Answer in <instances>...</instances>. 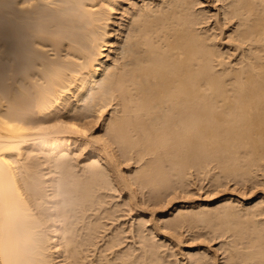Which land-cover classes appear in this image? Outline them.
Listing matches in <instances>:
<instances>
[{
  "label": "bare ground",
  "instance_id": "6f19581e",
  "mask_svg": "<svg viewBox=\"0 0 264 264\" xmlns=\"http://www.w3.org/2000/svg\"><path fill=\"white\" fill-rule=\"evenodd\" d=\"M117 1L0 0V264H172L167 258L175 256V264H216L215 252L191 249L183 262L158 242L175 240L194 217L185 207L165 218L168 231L151 222L147 232L149 220L131 223L129 244L121 223L107 232L122 205L112 207L108 191L125 190L123 208L140 217L146 202L154 213L165 194L183 191L189 175L209 174L216 187L228 178L256 181L264 162V0H217L212 16L209 6L197 11V0H157L138 17L127 4L112 42L113 12L104 4L116 8ZM210 19L212 32L205 31ZM98 118L101 133L75 137L74 124L91 133ZM36 138L47 144V185L23 153ZM123 159L140 165L131 170L125 161L122 171ZM262 201L246 202L245 216L227 197L209 212L215 223L206 222L207 231L223 238L229 264H264Z\"/></svg>",
  "mask_w": 264,
  "mask_h": 264
},
{
  "label": "rangeland",
  "instance_id": "374dc122",
  "mask_svg": "<svg viewBox=\"0 0 264 264\" xmlns=\"http://www.w3.org/2000/svg\"><path fill=\"white\" fill-rule=\"evenodd\" d=\"M127 1V2H126ZM124 2V3H123ZM119 3V4H118ZM120 3H122V4H120ZM209 3H211V2H209ZM208 3V4H209ZM119 6H118V5ZM117 6H116V8L118 7V11L116 10L115 11V14H114V12H113V16L111 15V19H113V21H111L112 23H110V26L108 27V29H109V32H110V38H111V40H112V42L113 41H115V38L117 37V35L116 34H118V31H119V27H117V26H119V24H120V22H122V14L123 15H125L124 14V11L122 12L121 10H123L124 8L125 9H127L128 8V6H129V2H128V0H119V1H117ZM126 4V5H125ZM127 4H128V6H127ZM207 4V6H209L210 8H208V9H210V11L209 12H215L216 10H215V2H213V4H210V5H208ZM126 6H127V8H126ZM198 6H200V5H198ZM214 7V8H213ZM115 8V9H116ZM212 8V9H211ZM124 9V10H125ZM217 9V8H216ZM215 10V11H214ZM120 12H122V13H120ZM208 12V13H209ZM117 13V14H116ZM120 15V17H119V15ZM214 14V13H213ZM116 16H118L117 18H116ZM113 17V18H112ZM212 20V19H211ZM116 21V23L114 24L113 22H115ZM119 23H118V22ZM115 25V26H114ZM115 27V28H114ZM117 28V29H116ZM117 30V31H116ZM113 31V32H112ZM114 31H115V33H114ZM111 32H112V34H111ZM115 34V35H114ZM112 36V37H111ZM114 38V39H113ZM108 51V50H107ZM107 51H105L104 53H106ZM103 118L101 117V120H102ZM98 120H100V118H98ZM97 121L96 123H98L97 125L98 126H95V127H93V128H95V129H93V128H91L89 131L91 132V133H89L90 135H92V136H96V134H99V132L101 133V129H100V127L102 126L101 124H102V121ZM95 123V124H96ZM101 125V126H100ZM97 127V128H96ZM99 129V130H98ZM94 131V132H92V131ZM37 139V141H38V143L36 142V140H31V141H29V143L30 144H26V147L24 148V150L23 151H25V152H23L24 153V156L27 158V156H29V153H30V156L27 158L28 159V162H29V164H37L35 167H34V170L36 171V172H40V170H41V168H43L42 170L43 171H41V173H39L38 172V174L35 172V175L36 176H40L41 174H42V172H43V176H52L51 175V172H50V168H48L47 167V165H48V163H47V161H46V157L44 156V153H45V155H47V144L45 143V145H44V142H42L41 140V138H39V140H38V138H36ZM41 139V140H40ZM35 141V142H34ZM39 141H41V142H39ZM32 143H34V144H32ZM42 145H41V144ZM38 147H37V146ZM31 146V147H30ZM32 146H35V147H33V149H34V151L33 150H31L30 151V149H32ZM40 146V147H39ZM44 146V147H43ZM46 146V147H45ZM29 148V149H28ZM41 150H40V149ZM42 148L44 149L43 150V152H42ZM73 149H74V147H73ZM75 150V149H74ZM74 150H73V152H74ZM29 151V152H28ZM35 151H39L38 152V154H39V156H38V154H37V152H35ZM46 151V152H45ZM28 152V153H27ZM33 152H35L36 154H35V156L37 157V159L39 160H37L36 159V157L34 156V157H32V154H34ZM40 152H41V154H40ZM27 155V156H26ZM42 155H43V157H42ZM32 157V158H31ZM31 158V159H30ZM43 158V160H41ZM45 158V159H44ZM82 158V157H81ZM80 157L78 158V159H81ZM30 159V160H29ZM31 160H33L32 161V163H30L31 162ZM35 161H38L37 163L35 162ZM40 161H42L41 162V165H43V166H46V168L45 167H43V166H40L39 167V165H40ZM126 161V163L127 164H125L124 162ZM127 161H129L130 163H132L133 161L132 160H126V159H123L122 160V162H121V164H120V168H122L121 170L122 171H127L128 169H130V167H132L131 168V170H133V169H135V167L137 166V164L138 165H140V163H132V164H130L129 162H127ZM43 163V164H42ZM126 165V167L128 168V169H126L125 168V165ZM263 163V164H262ZM33 164V165H34ZM47 164V165H46ZM128 164H129V166H128ZM134 165H135V167H134ZM261 167H258V169L253 173V175H254V177H253V180H254V178L256 179V181L254 180V181H252V180H250V182L251 183H249V181H244V182H240V184H239V182H238V185H237V183L236 182H232V181H234V180H232V179H230V178H228V182H227V179H222L221 180V182H220V187L222 188L221 190H220V187L219 186H217L216 187V184L215 183H213V181H211L210 179L208 180V178H209V174H208V177H207V175H205V176H203L202 175V177H200V175H199V178H203L202 180L201 179H199L198 178V176H197V178L195 177V175L193 176V179L191 178L192 177V175L190 176H188L187 177V181H189V182H184V187H185V189H183V191H182V189H179V188H177L176 189V191H177V194H176V192H175V195H172V194H174L173 192L171 193V194H165V196H164V198H163V202H162V206H161V204L158 206V205H156L155 206V208H156V210H154V208H153V211H154V213H149L152 209H151V207H154L153 205H151L150 203H145L144 205L145 206H143V203H142V209H144V207H145V209H146V207H147V205H148V207H147V211H146V213L143 211L142 213L143 214H141L140 215V217L137 215V213H135L134 212V210H132L131 212H128V211H126V210H128L129 209V207H128V205L126 204L125 205V203H126V199H125V197H126V194H125V190L124 191H122L120 194L118 193V192H116V191H114V190H111V191H108L110 194H111V197L110 196H107L105 199H106V201H108L109 199L111 200V201H113L112 199H114V201L111 203V201H110V203H109V201H108V203L112 206V207H114V205H115V203L116 204H119V203H122V205H119V207H117V209H118V211H119V213L117 212L115 215H116V217H118L116 220H117V222H111V221H109V222H111V223H108V227H110L109 229H108V231L107 232H110V231H112V230H115V227H117V226H119V225H121V226H119L120 228H123V229H125V231H126V233H123L122 235L124 236V234H125V236H128L127 237V239L124 241V243L126 244V241H127V243H128V241H129V238H130V232H129V228L131 227L130 225H131V223H132V225H134L133 227H135V223L137 222V224H138V222H139V220L141 221V219H142V221H147V219H149V217H151V218H153L154 220H152L151 221V219L148 221V222H146L147 224H146V226H145V229H146V231L148 232L149 231V229L151 228V225H149L151 222L152 223H156V225H158L159 226V230L160 231H168V229H165V228H163V225L162 224H164V222L166 221L165 220V218L166 219H168V218H171V215L173 216V215H177V213H178V210L179 211H187V210H189V211H187L188 213H189V215L190 216H194V217H192V219L191 220H189V221H186V222H188L187 224H186V222H184L183 224H181V225H186V226H180V227H178L177 229L178 230H176L177 231V233H176V235H177V239L178 240H180V241H182L181 243H178V241H177V243L176 244H174L175 243V240H177L176 238H175V236H173V237H171V235L169 236V237H171V238H174L175 240H173V241H168L165 237H162V238H159L160 236H158L157 238H159L158 239V242H160L161 241V239H164V240H162V242H165L166 241V243H164V244H166V247L168 248L167 249V253H170V252H176V253H178V254H176V255H179V256H177V258L178 257H180L181 258V256H182V258L180 259V258H178V260H181V261H183V262H185L186 261V257H187V254H189V252H192V250L194 249V250H201V251H203V249L206 251V252H208L210 255H214L215 253H216V255H217V257H215V259L217 260L216 261V264H229L230 262L229 261H224V257L226 256L225 254H227V251L226 252H224L223 251V249H220V246H222V242H221V239L223 240V238H217V239H211L212 238V235H211V237H210V234H209V232L207 231V228L209 227L208 226V224L210 223V224H214L215 223V220H213L214 218H213V216L214 215H212V214H214V212H216V207H218V205H220V204H222V203H216V204H214V202L212 201V199H213V197L212 196H215L216 197V202L217 201H220V200H223V198L225 199L226 197H227V199L230 201H232V202H234V206H235V209L237 208L236 206H238V208H237V211L236 212H238L241 216H245L246 214H247V212H244L245 210H247L246 208L247 207H249V205L250 204H253L254 202H256V201H262V203L260 202V206H261V208H262V215L261 216H258V218L257 219H260L261 217H264V195H263V193H264V180L263 179H261V178H263L264 177V162H261V165H260ZM37 168V169H36ZM40 168V169H39ZM77 169H78V167H76ZM259 168H260V170H259ZM48 170V171H47ZM262 170H263V173H262ZM46 171V172H45ZM261 172V173H259V172ZM45 172V173H44ZM49 173V175H47ZM259 173V174H258ZM45 174V175H44ZM54 175H56V174H54ZM255 175H259V176H255ZM262 175H263V177H262ZM43 176L42 177H40V179H45V177L43 178ZM47 177V178H48ZM196 178V179H195ZM259 178V179H258ZM192 179V180H191ZM258 179V180H257ZM48 180V181H47ZM198 180H199V182H198ZM231 180V181H230ZM261 180V182H259ZM44 181H46L45 182V184L47 185L48 184V182L49 181H51V177H49V179H45ZM192 181H195V182H192ZM209 181V182H208ZM222 181H224V182H222ZM198 182V183H197ZM203 182V183H202ZM208 182V183H207ZM213 183V184H211V183ZM225 182H226V184H225ZM246 182V184L244 185V183ZM254 182H256L257 184H259L260 183V185L258 186L256 183H255V185L253 184ZM259 182V183H258ZM263 182V183H262ZM188 183V184H187ZM190 183V184H189ZM194 183V184H193ZM223 183V184H222ZM236 183V185H234ZM261 183H262V185H261ZM221 184H222V186H221ZM227 185V186H225V185ZM242 184H243V186H242ZM44 185V184H43ZM46 185H44V186H46ZM213 185V186H212ZM251 185V187H249V186ZM257 185V186H256ZM209 186V187H208ZM243 188H242V187ZM246 186V187H245ZM254 186V187H253ZM256 186V187H255ZM263 186V187H262ZM234 187V188H233ZM238 187V188H237ZM241 187V188H240ZM192 188V189H191ZM215 188H217V190L215 189ZM219 188V189H218ZM251 188V189H250ZM252 188H253V190H252ZM47 189V188H46ZM210 189H211V192H210ZM226 189V190H225ZM232 189V190H231ZM248 189V190H247ZM179 190H180V192H179ZM209 190V191H208ZM214 190V191H213ZM226 191V192H224L223 191V193L221 192V193H219L220 191ZM252 190V192H250ZM114 191V196H115V198H116V195H117V198L119 197V195H120V197L118 198V199H115L114 198V196H112L113 195V192ZM136 191L138 192V196L140 195V193H139V190H137L136 189ZM144 193H145V195L147 194V192H146V190L144 189ZM231 191H234V192H231ZM50 191H48V193H49ZM179 192V193H178ZM181 192H182V194H181ZM183 192H184V194H183ZM229 192H231V194L229 193ZM108 193V194H109ZM167 193H169V192H167ZM217 193H218V195H219V197L217 196ZM234 193V194H233ZM236 193V194H235ZM237 193H239V195H237ZM253 193H256L255 195H253L252 196V194ZM119 194V195H118ZM181 194V195H180ZM124 195V196H123ZM164 195V194H163ZM166 195H167V198H169L171 195L173 196H171L169 199H166V200H168V201H166L165 200V198H166ZM170 195V196H169ZM176 195H179V196H181V197H176ZM198 195V196H197ZM212 195V196H211ZM230 195V196H229ZM231 195H233L232 196V199H231ZM235 195H237V196H235ZM244 195V196H243ZM262 195H263V197H262ZM50 196H51V194H50ZM182 196H184V197H182ZM190 196H192L193 197V199H194V201H191L190 199L192 198V197H190ZM239 196V198H237ZM241 196V197H240ZM250 196V197H249ZM190 197V198H189ZM197 197V198H196ZM208 199H207V198ZM209 197H211V198H209ZM247 197V198H246ZM52 198L53 197H51L50 198V200H51V202H48L47 204H45L44 206L45 207H48V204H50L49 206H52V204H53V200H54V198H53V200H52ZM176 198V199H175ZM189 198V199H188ZM200 198V199H199ZM205 198V199H204ZM220 198V199H219ZM255 198V199H254ZM173 199H175L174 201H173ZM178 199V200H177ZM187 199H188V201H187ZM210 199H211V201H210ZM237 199V200H236ZM254 199V200H253ZM46 200H48V201H50L48 198L46 199ZM121 200V201H120ZM177 200V201H176ZM190 200V201H189ZM204 200V201H203ZM238 200H241V201H239V203H240V205H239V203H238ZM115 201H117V202H119V203H117V202H115ZM165 201H166V203L167 202H169V204L167 203V204H165ZM172 201V202H171ZM182 203V205H181V203ZM187 201V202H186ZM207 201V202H206ZM209 201V202H208ZM170 202H171V205H170ZM175 202V203H174ZM177 202V203H176ZM206 202V203H205ZM223 202V201H222ZM249 204V205H247V203ZM107 203V204H108ZM114 203V204H113ZM164 203V204H163ZM187 203V204H186ZM193 203H194V205L195 204H197L196 206H194L193 205ZM206 205H205V204ZM212 203V204H211ZM238 203V204H237ZM242 203V204H241ZM109 204L107 205L108 207H109ZM147 204V205H146ZM179 204V205H178ZM201 204V205H200ZM168 205H170V206H168ZM185 205V206H184ZM203 205H204V207H203ZM215 205V206H214ZM246 207H245V206ZM263 205V206H262ZM125 206V208H127L126 210H125V208H123ZM150 206V207H149ZM160 206H161V208H160ZM166 206V207H165ZM188 206V207H187ZM190 206V207H189ZM207 206H208V208H207ZM241 208H240V207ZM168 207V208H167ZM172 207V208H171ZM177 207V208H176ZM187 209V210H184L185 208ZM194 209H193V208ZM198 207V208H197ZM212 207V208H211ZM53 207H50V209H48V211L49 210H51ZM149 208V209H148ZM163 208V209H162ZM179 208H181V209H179ZM204 209V208H207V209H205V210H208V216H207V214H204V211H199L200 209ZM159 209H161L160 211H159ZM164 209H167L166 211H163ZM215 209V210H214ZM243 209H245V210H243ZM150 210V211H149ZM196 210H198V211H196ZM211 210H214V212H212ZM149 211V212H148ZM170 211V212H169ZM193 211H195V213H196V216H195V213H193ZM211 211V213H209ZM121 212V213H120ZM158 212V213H157ZM169 212V213H168ZM172 212V213H171ZM177 212V213H176ZM191 212H192V215H191ZM200 212V213H199ZM52 213H53V211H52ZM124 213H126V214H124ZM135 213V214H134ZM145 213V214H144ZM174 213V214H173ZM176 213V214H175ZM202 213L204 214L203 216H202ZM119 214V215H118ZM121 214V215H120ZM125 216H124V215ZM128 214V215H127ZM129 214L131 215V216H129ZM148 214H153V215H148ZM200 214V215H199ZM142 215H144V216H142ZM188 215V216H189ZM54 216V215H53ZM52 216V219H54V217ZM130 218H129V217ZM137 216H138V218H137ZM147 216H149V217H147ZM165 216V217H164ZM168 216V217H167ZM207 216V218H205ZM211 216V217H210ZM121 217H122V219H121ZM126 219H125V218ZM163 217V218H162ZM196 217V218H195ZM203 217V218H202ZM130 220H129V219ZM133 220H132V219ZM140 218V219H139ZM198 218V219H197ZM201 218V219H200ZM121 219V220H120ZM137 219V220H136ZM144 219V220H143ZM161 219V220H160ZM195 219V220H194ZM197 219V220H196ZM115 220V221H116ZM158 220V221H157ZM159 220H160V222H159ZM200 220V221H199ZM213 220V221H212ZM261 221H262V218L260 219ZM118 221H120V222H118ZM127 221V222H126ZM130 221V222H129ZM164 221V222H163ZM127 224H126V223ZM133 222H135V223H133ZM163 222V223H162ZM194 222V223H193ZM206 222H208V224L206 223ZM52 223H53V221H51V225H52ZM121 223V224H120ZM149 223V224H148ZM151 223V224H152ZM160 223V224H159ZM54 224V223H53ZM128 225V226H126V225ZM207 224V225H206ZM117 225V226H116ZM125 225V226H124ZM161 225V226H160ZM206 225V226H205ZM137 226V225H136ZM192 226V227H191ZM52 227V226H51ZM132 227V228H133ZM162 227V228H161ZM186 228V230H185V228ZM196 227V228H195ZM204 227V228H203ZM165 229V230H164ZM179 229H182V230H180L179 231ZM192 229V230H191ZM195 230V231H194ZM198 230H200V231H198ZM205 230H206V232H205ZM209 230V229H208ZM182 231V233H180ZM184 231V232H183ZM129 232V233H128ZM171 232V231H170ZM186 232V233H185ZM190 232V233H189ZM193 234H192V233ZM199 232V234H202V232L204 233V234H202V235H199V234H197L196 235V233H198ZM172 234H175V233H173V231L171 232ZM178 233H179V235L180 234H182L181 236L182 237H179L178 236ZM49 234V233H48ZM51 234V233H50ZM129 234V235H128ZM207 234L209 235L208 236V238H210V239H208L207 237H205V236H207ZM187 235V236H186ZM196 236V237H194V236ZM198 235H199V239H198ZM205 235V236H204ZM187 237V238H186ZM191 237H193V239H191ZM206 239H205V238ZM186 238V239H185ZM202 238H203V240L205 241V243L203 244V242L204 241H202ZM131 239V238H130ZM190 239V240H189ZM218 239H220L219 241H218ZM184 240H185V243L188 245V246H186L185 245V243H184ZM167 241H168V243H167ZM194 241H195V243H194ZM199 241V242H198ZM217 241V242H216ZM161 242V243H162ZM172 242V243H171ZM187 242H189V244H190V246H189V244L187 243ZM197 242V243H196ZM202 243V245H197V244H201ZM220 244H219V243ZM124 243H122L123 244V246H124ZM171 243V244H170ZM194 243V244H193ZM207 243V244H206ZM209 243V244H208ZM53 244V242L51 243V245ZM129 244V243H128ZM167 244H169V246L167 245ZM173 244V245H172ZM179 244H181V245H178ZM174 245H176V246H174ZM182 245H184V246H182ZM209 247H208V246ZM172 246V247H171ZM174 246V247H173ZM200 246V247H199ZM210 246H211V249H210ZM170 247V248H169ZM176 247V248H175ZM178 247V248H177ZM195 247H196V249H195ZM204 247V248H203ZM214 247V248H213ZM172 248H173V250H172ZM177 249V251L175 250V249ZM216 248V249H215ZM178 249H179V251L180 252H178ZM182 249V250H181ZM192 249V250H191ZM207 249H208V251H207ZM214 249V250H213ZM219 251H218V250ZM188 250H189V252H188ZM193 250V251H194ZM213 250V251H212ZM222 251V252H221ZM182 252V253H181ZM211 252V253H210ZM215 252V253H214ZM185 253H186V255H185ZM219 253H221V254H219ZM181 254V255H180ZM223 254V255H222ZM183 255H185V256H183ZM215 255V256H216ZM222 256H224V257H222ZM176 257V256H175ZM175 257L173 258V257H168L167 259H169L170 261H172V264H175V263H173L174 262V260H175ZM185 259H184V258ZM219 258V259H218ZM223 258V259H222ZM220 260V261H219ZM224 261V262H223ZM221 262V263H220Z\"/></svg>",
  "mask_w": 264,
  "mask_h": 264
},
{
  "label": "snow or ice",
  "instance_id": "6c2138e0",
  "mask_svg": "<svg viewBox=\"0 0 264 264\" xmlns=\"http://www.w3.org/2000/svg\"><path fill=\"white\" fill-rule=\"evenodd\" d=\"M128 2L130 4H135L138 7V10H139L138 14H135L134 13V15L136 17H138L140 15V13L142 11H144V6L146 4H154V3H157V0H128ZM197 3L200 5V7L197 9L198 12L203 11L207 7L206 0H197ZM215 6L216 7H220L221 6V5L218 4L217 0H215ZM104 7L105 8H110V10L112 12H115L116 11V9L114 7H111L107 3L104 4ZM208 14H209V16L216 15V14H213L211 12H209ZM214 22H216V21L210 19L209 20V23H208V26L206 27L205 31H209V32L214 31L215 30V27H210L211 25L214 24ZM234 26H235V23H233L232 25H229L226 28V30L227 29H230V28H233ZM231 34L232 33H230L229 35H231ZM222 39H223V37H222ZM223 44L230 45V43H229V41L227 39H223ZM100 115H101V117H105L106 116V113L105 112H101ZM65 122H70V121L65 120ZM73 131L77 133V135H75V137L87 138L89 136V132L87 130L80 129L78 123L74 124ZM0 157L6 159L5 156L3 155V153H0ZM255 194L256 193H253L252 196L255 195ZM212 200L215 203L216 202V197H213ZM166 210L167 209H164L163 211H166ZM150 219H151V217H149V219H147V220H150ZM149 225H151V224H149Z\"/></svg>",
  "mask_w": 264,
  "mask_h": 264
}]
</instances>
